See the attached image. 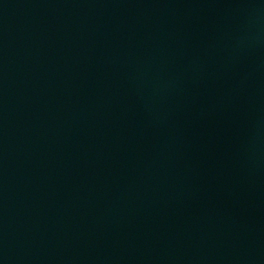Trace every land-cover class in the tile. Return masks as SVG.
<instances>
[{"label":"water","instance_id":"95a60500","mask_svg":"<svg viewBox=\"0 0 264 264\" xmlns=\"http://www.w3.org/2000/svg\"><path fill=\"white\" fill-rule=\"evenodd\" d=\"M0 264H264V0H0Z\"/></svg>","mask_w":264,"mask_h":264}]
</instances>
